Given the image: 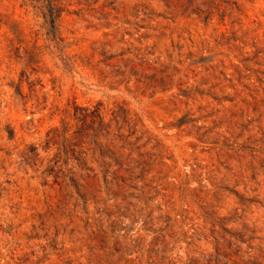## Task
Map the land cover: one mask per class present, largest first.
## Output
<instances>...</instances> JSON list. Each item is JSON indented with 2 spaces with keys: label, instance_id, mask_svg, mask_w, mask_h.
<instances>
[{
  "label": "rangeland",
  "instance_id": "rangeland-1",
  "mask_svg": "<svg viewBox=\"0 0 264 264\" xmlns=\"http://www.w3.org/2000/svg\"><path fill=\"white\" fill-rule=\"evenodd\" d=\"M0 264H264V0H0Z\"/></svg>",
  "mask_w": 264,
  "mask_h": 264
}]
</instances>
